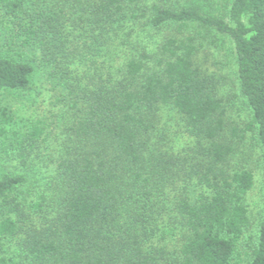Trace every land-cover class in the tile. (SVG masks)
<instances>
[{
	"label": "trees",
	"instance_id": "1",
	"mask_svg": "<svg viewBox=\"0 0 264 264\" xmlns=\"http://www.w3.org/2000/svg\"><path fill=\"white\" fill-rule=\"evenodd\" d=\"M215 5L0 0L5 41L38 53L65 89L71 120L43 177L0 164V239L14 248L3 264H240L241 247L243 264H264V208L253 230L245 196L254 174L235 161L255 131L264 172V0ZM147 32L158 35L153 49ZM223 40L250 111L243 129L227 122L222 78L197 59ZM2 50L0 90L27 91L34 65ZM104 51L106 65L96 66ZM164 106L189 147L172 149ZM12 120L1 108L0 153L27 165L45 125L19 134L7 129Z\"/></svg>",
	"mask_w": 264,
	"mask_h": 264
},
{
	"label": "rangeland",
	"instance_id": "2",
	"mask_svg": "<svg viewBox=\"0 0 264 264\" xmlns=\"http://www.w3.org/2000/svg\"><path fill=\"white\" fill-rule=\"evenodd\" d=\"M224 1L215 0V7L218 12L224 11L222 6ZM8 27L4 25L0 28L1 50L3 49L2 51H8L16 57L30 61L34 65V73L31 86L27 91L0 90V109L6 108L13 118L12 122L6 127L10 132L16 131L20 134L29 129L36 121H41L45 125L46 138L27 165L19 163L14 158L11 161L5 159L1 153L0 164L3 163L10 170L26 173L33 180L52 171V154L61 145V139L64 137L63 130L70 124L71 120L65 104V89L59 79L49 75L48 69L42 66L35 50L20 48L16 44L5 41V37L9 34ZM141 37L148 42L149 48L153 49L156 46L158 35L147 32L141 34ZM114 56L117 55L114 54ZM95 59L96 66L106 65L105 51L104 54L95 56ZM197 59L203 69L222 78L220 94L224 99L227 122L229 126L233 125L243 129L250 122V111L239 92L236 61L230 52L229 41L223 40V42L214 46H206L201 50ZM120 61L117 57L111 63L117 65ZM78 63L80 67L86 66L84 60H79ZM159 112L161 124L165 123L169 130V144L172 149L180 151L189 147L193 142V138L183 131L178 115L169 106L162 107ZM235 161H241L254 174V185L245 196V204L254 230L264 208V172L255 131L245 133L244 139L235 153ZM10 243L7 240L0 239V264H3L1 259L10 256L11 251L14 249L13 244ZM246 253L248 254L249 250L241 247L240 257L242 261H240V264H243L248 258Z\"/></svg>",
	"mask_w": 264,
	"mask_h": 264
}]
</instances>
